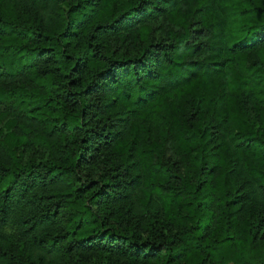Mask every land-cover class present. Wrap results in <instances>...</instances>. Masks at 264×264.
Here are the masks:
<instances>
[{"label":"trees","instance_id":"1","mask_svg":"<svg viewBox=\"0 0 264 264\" xmlns=\"http://www.w3.org/2000/svg\"><path fill=\"white\" fill-rule=\"evenodd\" d=\"M0 264H264V0H0Z\"/></svg>","mask_w":264,"mask_h":264},{"label":"rangeland","instance_id":"2","mask_svg":"<svg viewBox=\"0 0 264 264\" xmlns=\"http://www.w3.org/2000/svg\"><path fill=\"white\" fill-rule=\"evenodd\" d=\"M10 228H11V226H10Z\"/></svg>","mask_w":264,"mask_h":264}]
</instances>
